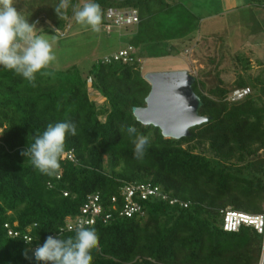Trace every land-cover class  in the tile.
Segmentation results:
<instances>
[{
	"label": "trees",
	"instance_id": "16d2710c",
	"mask_svg": "<svg viewBox=\"0 0 264 264\" xmlns=\"http://www.w3.org/2000/svg\"><path fill=\"white\" fill-rule=\"evenodd\" d=\"M108 2L107 9H135L130 0ZM235 60L243 74L231 86L219 73L207 72L203 85L196 79L199 114L210 120L180 140L135 119L133 109L145 107L151 91L137 58L99 60L86 75L76 66L45 68L33 82L0 68V264H39L32 246L48 235L73 237L64 230L67 218L74 219L91 194L100 195L110 217L92 227L98 240L90 264H259L263 236L252 227L223 228L226 210L264 213V71L253 77L247 58ZM242 88L251 94L230 102ZM59 121L71 122L76 132L66 134L60 168L49 176L21 153ZM128 126L148 137L140 158ZM125 183L152 184L183 205L152 198L140 202L144 217L120 216ZM6 224L20 237L10 238Z\"/></svg>",
	"mask_w": 264,
	"mask_h": 264
},
{
	"label": "rangeland",
	"instance_id": "374dc122",
	"mask_svg": "<svg viewBox=\"0 0 264 264\" xmlns=\"http://www.w3.org/2000/svg\"><path fill=\"white\" fill-rule=\"evenodd\" d=\"M84 2L67 0V7L56 13L60 0H13L18 12L36 24V34L52 46L56 58L46 69L59 72L76 66L86 75L97 61L133 46L144 76L187 70L203 85L207 72L219 73L231 86L243 74L236 57L249 60L253 77L264 71V0H130L142 24L110 33L103 27L108 0H95L102 12L99 32L75 21L74 10ZM90 95L98 98L95 91Z\"/></svg>",
	"mask_w": 264,
	"mask_h": 264
},
{
	"label": "clouds",
	"instance_id": "9594fccd",
	"mask_svg": "<svg viewBox=\"0 0 264 264\" xmlns=\"http://www.w3.org/2000/svg\"><path fill=\"white\" fill-rule=\"evenodd\" d=\"M66 7L67 0H60L55 12ZM73 15L78 24L90 27L93 32L100 31L102 12L95 0H85ZM36 29V24L29 23L18 12L13 0H0V68L13 71L29 82L56 58L49 40L37 35ZM75 132L74 125L68 121L49 124L43 132L33 136L32 143L21 155L28 157L40 173L51 176L60 168L66 134L75 135ZM126 132L132 138L134 156L142 157L148 137L133 126H128ZM97 240L94 228L81 225L75 229L73 237L48 235L34 248L32 255L39 264H90V249Z\"/></svg>",
	"mask_w": 264,
	"mask_h": 264
},
{
	"label": "built area",
	"instance_id": "2783aa9c",
	"mask_svg": "<svg viewBox=\"0 0 264 264\" xmlns=\"http://www.w3.org/2000/svg\"><path fill=\"white\" fill-rule=\"evenodd\" d=\"M140 22L139 13L135 9H107L103 17V27L107 33L112 32L114 29H123L125 27L136 26ZM135 49L133 46H128L115 53L113 57H107L103 62H121L124 64L133 63L136 60ZM251 94L249 88L236 89L228 97L230 102H238ZM69 159L73 161L71 153L68 155ZM67 196V194H64ZM120 195L123 198V205L119 212L120 216L126 218H133L135 216L144 217L145 211L140 202L147 201L149 199H161L168 201L170 205L180 204L183 205L176 199H171L169 196L164 194L162 190L153 186L152 184H130L125 183L120 189ZM112 203L117 202V198L111 199ZM187 207L186 205H184ZM109 215H104V206L101 202L100 195L91 194L88 195L79 211V214L74 218H67L66 227L64 230L69 232H75L78 226L84 225L93 227L98 219L106 222L109 219ZM252 227L258 234L263 236L264 239V213L261 214H248L243 212H237L233 210H226L224 213V230L227 232H236L240 227ZM10 238L20 237V232L14 231L8 224L4 225ZM24 241L27 244H32L33 239L29 235H25ZM44 242V241H43ZM39 242L38 244H42ZM32 246V252L36 247ZM259 264H264V241L261 253V259Z\"/></svg>",
	"mask_w": 264,
	"mask_h": 264
},
{
	"label": "water",
	"instance_id": "95a60500",
	"mask_svg": "<svg viewBox=\"0 0 264 264\" xmlns=\"http://www.w3.org/2000/svg\"><path fill=\"white\" fill-rule=\"evenodd\" d=\"M144 79L151 86L146 106L133 109L140 124L158 128L165 139L180 140L210 120L199 114L203 104L193 91L196 78L189 71L152 72Z\"/></svg>",
	"mask_w": 264,
	"mask_h": 264
},
{
	"label": "crops",
	"instance_id": "0c3cea01",
	"mask_svg": "<svg viewBox=\"0 0 264 264\" xmlns=\"http://www.w3.org/2000/svg\"><path fill=\"white\" fill-rule=\"evenodd\" d=\"M141 20V23L138 25V26H140L141 24H142V19H140ZM137 26V25H136ZM127 31H129L130 32V30H127ZM121 49H123V48H121ZM121 49H119L118 51H120ZM171 49V50H170ZM172 51V47H170V48H167V53H169V52H171ZM138 58V57H137ZM1 132V131H0Z\"/></svg>",
	"mask_w": 264,
	"mask_h": 264
}]
</instances>
